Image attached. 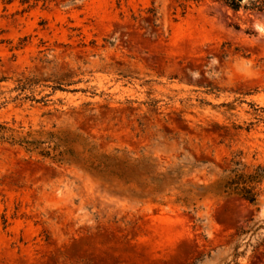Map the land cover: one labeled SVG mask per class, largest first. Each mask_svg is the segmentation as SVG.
Wrapping results in <instances>:
<instances>
[{
	"label": "rangeland",
	"instance_id": "374dc122",
	"mask_svg": "<svg viewBox=\"0 0 264 264\" xmlns=\"http://www.w3.org/2000/svg\"><path fill=\"white\" fill-rule=\"evenodd\" d=\"M262 109L264 14L0 0V264H264V194L210 192Z\"/></svg>",
	"mask_w": 264,
	"mask_h": 264
},
{
	"label": "trees",
	"instance_id": "16d2710c",
	"mask_svg": "<svg viewBox=\"0 0 264 264\" xmlns=\"http://www.w3.org/2000/svg\"><path fill=\"white\" fill-rule=\"evenodd\" d=\"M226 7L234 12L244 11L251 14H264V0H219ZM239 28V27H237ZM264 112V109H262ZM11 131L7 126L0 124V141L17 143L18 140L7 133ZM29 147L33 148L37 142L26 141ZM42 155L50 157L49 152H41ZM63 153L53 156L59 162H64ZM264 165L258 164L254 167L247 166L242 160V154L238 153L232 156L229 167L223 171L222 176L211 187L210 192L224 197H238L257 206L260 204V198L264 194ZM201 196V194H198ZM178 205L190 207L195 206V199L190 196L177 198L175 201ZM244 231H241V234Z\"/></svg>",
	"mask_w": 264,
	"mask_h": 264
}]
</instances>
